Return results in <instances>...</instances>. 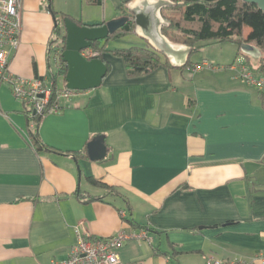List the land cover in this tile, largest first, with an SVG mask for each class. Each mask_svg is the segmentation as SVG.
<instances>
[{
	"label": "crops",
	"instance_id": "0c3cea01",
	"mask_svg": "<svg viewBox=\"0 0 264 264\" xmlns=\"http://www.w3.org/2000/svg\"><path fill=\"white\" fill-rule=\"evenodd\" d=\"M167 4L22 0L20 43L8 54L16 76L53 82L50 54L57 71L60 61L50 40L61 14L92 27L144 13L146 28L135 25L134 38L113 49L148 47L167 65L129 78L118 57L104 54L110 70L100 87L38 123L52 151L32 145L22 104L0 82V264L63 261L78 225L95 238L143 235L118 250L122 264H264V107L229 68L237 57L256 67L254 51L191 72L208 63L206 51L191 61L189 47L163 37ZM98 135L107 153L91 161L86 145Z\"/></svg>",
	"mask_w": 264,
	"mask_h": 264
},
{
	"label": "trees",
	"instance_id": "16d2710c",
	"mask_svg": "<svg viewBox=\"0 0 264 264\" xmlns=\"http://www.w3.org/2000/svg\"><path fill=\"white\" fill-rule=\"evenodd\" d=\"M167 3L165 7L160 9L159 15L161 19L160 32L168 41L189 47L190 55L198 51L202 45L212 42H231L238 46V55H242L244 53L241 50V45L243 43L249 44L254 48L253 55L257 59V66L253 67L250 59H246V63L255 76L264 78V11L259 10L256 5L245 3L242 0H167ZM65 17L68 16L61 14L60 18ZM130 18L113 35L102 41L92 43L90 49L97 52L96 58L102 61L104 54L118 57L123 63L127 76L133 78L149 74L159 66H166L167 64L162 62L156 51L148 47L130 46L122 49H107L111 40L120 39L134 31L133 16L131 15ZM72 20L83 25L75 19ZM59 26L54 29L50 44L52 45L54 40L59 38L60 46L57 47L61 52L64 47L65 36ZM245 28L250 29L248 39L243 38ZM58 60L60 61V68L52 76L55 85L59 77L64 83V76L67 71L60 55ZM189 64V62L186 63V65ZM105 66L108 72L110 67L106 63ZM257 93L258 99L264 107V92L257 91ZM23 112L28 126H30V120L34 125L30 130L32 145L36 150L52 151L40 141L36 133L40 120L30 119L24 110ZM89 181L104 188L109 193L115 194L112 188L91 178Z\"/></svg>",
	"mask_w": 264,
	"mask_h": 264
},
{
	"label": "built area",
	"instance_id": "2783aa9c",
	"mask_svg": "<svg viewBox=\"0 0 264 264\" xmlns=\"http://www.w3.org/2000/svg\"><path fill=\"white\" fill-rule=\"evenodd\" d=\"M22 0H0V82L8 85L12 96L19 101L29 118L41 120L45 116L59 113L63 102H67L79 91L65 87L57 88L51 81L49 85L42 78H23L12 74L8 68L9 50L16 49L20 43ZM61 54L58 49L55 57ZM81 55L89 60L96 58L98 53L86 49ZM202 67L212 68L206 61L195 64L191 72ZM236 70L238 77L249 87L264 92V78L255 76L243 58L237 57L229 67ZM30 120V128H33ZM76 242L70 248L66 259L51 264H122L118 250L127 241L141 238L143 235L125 233L123 231L108 238H95L86 232L81 225L74 228ZM211 264H223L214 262ZM233 264V263H227Z\"/></svg>",
	"mask_w": 264,
	"mask_h": 264
},
{
	"label": "water",
	"instance_id": "95a60500",
	"mask_svg": "<svg viewBox=\"0 0 264 264\" xmlns=\"http://www.w3.org/2000/svg\"><path fill=\"white\" fill-rule=\"evenodd\" d=\"M242 1L256 5L259 10L264 11V0ZM130 19L129 16H121L100 26L92 27L79 25L68 17L62 19L61 25L62 31H64L65 41L60 58L67 68L64 76V86L66 89L81 92L100 87L107 73L105 63L97 58L87 60L81 55V51L90 49L92 43L102 41L108 36L113 35ZM133 21L137 27L145 29L148 23V17L144 13L134 14ZM241 49L245 52L254 51V48L246 43L241 45ZM106 153L107 149L104 144V136L102 135L93 137L86 145V154L91 161L104 159Z\"/></svg>",
	"mask_w": 264,
	"mask_h": 264
},
{
	"label": "rangeland",
	"instance_id": "374dc122",
	"mask_svg": "<svg viewBox=\"0 0 264 264\" xmlns=\"http://www.w3.org/2000/svg\"><path fill=\"white\" fill-rule=\"evenodd\" d=\"M67 16L70 19H74L70 15H67ZM59 22H60V24H62L61 23L62 22V19H60ZM59 27L61 28V25ZM248 32L250 33V29L245 28L244 29V38H246L248 36ZM62 33H63V31H62ZM130 36H131V38H134V35L133 34H130ZM117 40L118 39L111 40L110 41V45H107V47H108L107 49L111 50L114 47H120V45L115 44V42ZM59 45H60V39L59 38L58 39H55L54 42L52 43L53 49H55ZM219 46H221V49H218ZM203 50L206 51V55L203 56V57H205L207 59L208 64L211 67H213V68L221 67V65H225L223 63H228L231 60L233 62L235 60L234 59L235 58V52H239L238 46L235 45V44H233V43H231V42H222V43L214 42L213 44L206 45V46L202 47L199 51H196L193 54H191V61L192 60L193 61L198 60V57L200 56V52L203 51ZM252 54L250 53L248 55H252ZM214 58H216V59L214 60ZM49 60H50L49 61V64H50V67L52 68V71L54 73H56L57 72V67H56L55 62H54L53 53L50 54V59ZM251 62H252V64L255 65L254 62H257V60L254 57H252ZM206 72L207 71L204 70V73H206ZM62 82L63 81H62V78L61 77L57 78V80H56L57 88H60L61 89Z\"/></svg>",
	"mask_w": 264,
	"mask_h": 264
}]
</instances>
